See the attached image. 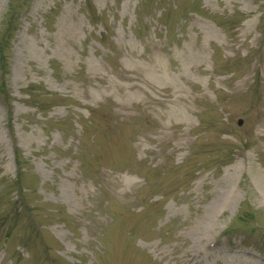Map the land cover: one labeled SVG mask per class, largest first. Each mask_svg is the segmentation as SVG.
Segmentation results:
<instances>
[{
  "label": "rangeland",
  "instance_id": "obj_1",
  "mask_svg": "<svg viewBox=\"0 0 264 264\" xmlns=\"http://www.w3.org/2000/svg\"><path fill=\"white\" fill-rule=\"evenodd\" d=\"M263 17L0 0V264H264Z\"/></svg>",
  "mask_w": 264,
  "mask_h": 264
},
{
  "label": "trees",
  "instance_id": "obj_2",
  "mask_svg": "<svg viewBox=\"0 0 264 264\" xmlns=\"http://www.w3.org/2000/svg\"><path fill=\"white\" fill-rule=\"evenodd\" d=\"M13 14H14V12L11 14V17L13 16ZM90 20H91V22H93V23H94V20H93V18H90Z\"/></svg>",
  "mask_w": 264,
  "mask_h": 264
}]
</instances>
